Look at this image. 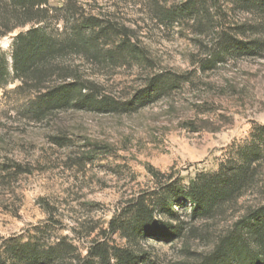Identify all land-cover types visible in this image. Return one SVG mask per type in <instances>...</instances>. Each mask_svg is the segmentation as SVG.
Instances as JSON below:
<instances>
[{
	"label": "rangeland",
	"instance_id": "obj_1",
	"mask_svg": "<svg viewBox=\"0 0 264 264\" xmlns=\"http://www.w3.org/2000/svg\"><path fill=\"white\" fill-rule=\"evenodd\" d=\"M186 1L48 0L44 22L0 38L8 72L0 86V263L250 264L253 255L264 264L255 246L240 248L245 227L237 234L264 203V167L210 218H193L183 202L153 214L163 233L129 240L118 229L136 202L151 207L164 184L182 188L215 173L264 126V15L190 0L197 16L183 10ZM29 31L63 46L41 89L32 77L21 84L12 68L13 42ZM225 35L257 39L262 50L219 55ZM86 36L92 52L80 46ZM121 41L134 51L120 53ZM155 77L173 81L137 105ZM71 82L109 107L41 110L47 88ZM253 139L264 145V133ZM101 249L103 261L88 259ZM33 250L42 257L30 259Z\"/></svg>",
	"mask_w": 264,
	"mask_h": 264
},
{
	"label": "trees",
	"instance_id": "obj_2",
	"mask_svg": "<svg viewBox=\"0 0 264 264\" xmlns=\"http://www.w3.org/2000/svg\"><path fill=\"white\" fill-rule=\"evenodd\" d=\"M225 1L245 13L250 14L255 12L264 15V0ZM186 2L183 5L185 7L183 10L198 16L199 12L197 9H199V3L195 1L191 2L190 0ZM47 4L48 0H0V38L16 28L27 24L44 22L49 13ZM190 7H192V10H190ZM183 10L181 9L179 13ZM179 13L172 12V19L178 18ZM221 40L223 43L219 55L233 53L247 55L248 53H256L262 50L263 45L257 39L250 40L244 44L240 40L232 41L228 35L222 37ZM79 42H82L80 46L83 50L87 52L95 50L94 41L90 37L87 39L86 36L84 40L82 39ZM117 49L120 53L126 51L128 54L134 51L132 45H125L123 41H121ZM62 50V45L57 44L49 36L42 33L39 34L37 31H29L24 35L17 36L13 42V51L11 53L15 77L23 85L26 83L28 77H32V80L36 83L34 87L41 89L44 83L43 77L47 73L49 65L51 67L56 65L54 63ZM7 81L8 72L5 59L0 56V86L7 84ZM172 81L169 80L167 82L160 77L152 78L148 82L146 90L135 99L137 105L141 107L147 105L150 101L149 99H155L154 97L163 93ZM85 89L86 87L81 86L78 82L47 88V92L41 100V110L75 107L77 105L90 109L109 107L102 102H97L91 96L88 97L81 94ZM255 132H258V135H262L264 133V126L254 128L253 132H251L252 140L246 146L239 147L232 159L226 165L224 163L220 164L215 173L198 175L187 186H183L182 188H175L172 184L168 183L162 184L163 187L161 188L159 198L151 207L145 205L142 201L136 202L131 209V219L127 222H122L118 226V229L129 240L143 239L163 233L154 223L153 214L158 212V214L165 216L166 212H170V208L175 203L189 202L192 207L191 215L193 218H210L225 204L229 202L235 203L254 185V175L257 167H264V145L260 140L253 139ZM239 224H241V228L237 234L240 236L239 232L245 227L247 235L244 243L240 241V248L243 247L242 245L246 248L253 245L264 254V203L252 209L249 214L242 218ZM24 246L29 245L25 244ZM234 248H236V245ZM220 249H222L221 245ZM234 251L237 254L236 250ZM106 255L107 253L101 249L91 253L88 259L99 258L103 261ZM28 256L30 259L35 260L42 257L35 250L31 251ZM49 256L50 254L43 258H49ZM131 259L133 260L134 257L132 256ZM250 259V264H257L255 256H250Z\"/></svg>",
	"mask_w": 264,
	"mask_h": 264
}]
</instances>
